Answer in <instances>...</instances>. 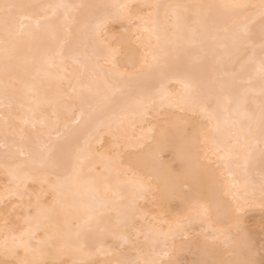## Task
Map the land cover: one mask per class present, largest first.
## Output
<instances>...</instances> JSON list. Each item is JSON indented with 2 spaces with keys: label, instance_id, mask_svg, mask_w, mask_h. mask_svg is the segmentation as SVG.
Returning a JSON list of instances; mask_svg holds the SVG:
<instances>
[{
  "label": "snow or ice",
  "instance_id": "6c2138e0",
  "mask_svg": "<svg viewBox=\"0 0 264 264\" xmlns=\"http://www.w3.org/2000/svg\"><path fill=\"white\" fill-rule=\"evenodd\" d=\"M193 18L199 53L211 59L219 74V93L202 90L207 97L203 113L211 127L201 125L197 131L193 125L191 133L178 128L187 138L177 149L181 167L167 169L163 180L154 162L162 144L174 140L168 120L160 140L152 127L143 133L142 155L126 172L116 162L103 170L93 165V132L107 123L109 134L119 140L123 132L119 125L113 127L114 118H144L165 102V81L183 74L191 93L186 102L195 103L206 69L200 68L198 81L191 67L180 63L181 29L193 31L188 24ZM114 21L126 23L125 33L135 37L115 41L126 49L123 71L112 58L116 49L101 40ZM65 57L79 70L68 73ZM102 62L111 67L105 69ZM52 69L64 74L54 75ZM0 75V170L8 178L0 197L6 211L0 252L9 257L0 264H180L172 258L178 235L201 253L193 264H257L245 217L256 203L264 214V170L258 184L246 172L242 184L232 185L237 192L230 201L217 191L205 199L194 188L209 179L211 155L232 152L227 145L207 148L209 132H218L221 120L232 129L239 125L231 135L240 147L250 146L258 136L264 159V0L141 5L0 0ZM101 81L110 95H101ZM155 83L160 87L154 92ZM23 88L32 99L22 116L14 107H25ZM226 92L235 105L232 110L219 105L218 95ZM47 108L54 119L46 116ZM241 109L244 120H234ZM62 112H71L75 127L71 138L59 143L60 137L53 141L51 132ZM38 113L39 129L35 122L31 132L18 129V122L35 121ZM86 114L87 128L77 130ZM128 172L134 179L121 182L120 176ZM37 184L39 189L29 192ZM149 195L153 207L145 210L140 201ZM181 204L184 214L177 211ZM12 216L22 223L13 225ZM194 222L207 227L195 238L185 236Z\"/></svg>",
  "mask_w": 264,
  "mask_h": 264
},
{
  "label": "bare ground",
  "instance_id": "6f19581e",
  "mask_svg": "<svg viewBox=\"0 0 264 264\" xmlns=\"http://www.w3.org/2000/svg\"><path fill=\"white\" fill-rule=\"evenodd\" d=\"M26 2L31 3H85V4H111V3H130V4H172V3H207V2H230V0H26ZM248 2H258V0H248ZM154 11V10H153ZM161 18L163 19V10H161ZM139 23V21L137 22ZM189 27L193 31H188L186 28L181 29L183 39L180 41L182 47V55L180 58V63L185 67H191L193 75L196 79L200 80V68L206 69L203 76V82L195 93L197 99L195 103L186 102L187 97L191 94L190 90L185 87V81L183 80V74H177L174 78L165 81V96L166 100L163 103L157 104V106L149 111L144 118H133L131 116L123 118H114L115 123L113 127L119 125L122 129L123 135L119 140L115 139L108 132V125L104 123L99 125V130L93 132L91 137H89V143L93 148L91 163L93 165H98L101 170L107 168L112 162H116L121 172H126L129 168L130 162L136 160V158L142 155L141 146L145 143L143 140V133L150 127L154 129L153 135L156 140H160V129L166 120L173 122V126L169 127V135L174 137V140L168 143L166 146L162 144V150L159 154V159L154 162L155 169L157 170L160 179L165 178V171L169 168L179 169L181 167V160L178 155L177 149L187 142V138L182 137L178 132V128L186 127L191 133L192 126L195 125L197 131H200V126H205V130L210 128L211 125L203 113V107L207 101V97L203 95V89H212L214 92L219 93V74L213 71L211 59L204 57L199 53L198 38L194 36V33L198 29V25L195 23V19L189 20ZM128 25L125 23L123 26L120 22L114 21L107 25L105 33L101 40L112 44V47L116 49L113 53V61L121 66V71L127 66L125 63L124 53L126 49H120L119 44L115 41L122 39H127L128 41H134L135 37L132 35L131 31L125 33V29ZM135 25H133V30ZM103 63V62H102ZM68 73L78 71V66L75 65L71 57H65V65ZM103 67L108 69L111 64L103 63ZM54 75H63L59 69L51 70ZM67 85L65 84V87ZM79 87V85H77ZM101 95H110V91L105 87L103 81L99 84ZM160 87L159 83H155L153 91L155 92ZM0 91H2V75H0ZM129 89L124 90V94H127ZM21 103L25 105L24 108L18 109L14 107V111H18L20 115H24L27 112L28 102L32 99L31 92L23 88L20 92ZM119 96H117V99ZM231 95L227 92L223 95H218L220 107L232 110L235 108L231 101ZM35 107V105H32ZM212 106L217 107L216 100L212 101ZM46 116L52 117V109L47 108ZM80 113L76 112V117H79ZM234 120L243 121V109L239 113H236L232 117ZM41 117L39 113L37 114L36 120H29L28 123L18 122V129H25L28 132L32 131V123L37 124V128H40ZM2 124V122H0ZM67 124V127L65 125ZM99 124V122H98ZM88 126L87 114L81 120L79 128L77 130L86 129ZM75 127V118L72 116L71 112H62L60 117V123L58 128L52 130L51 136L53 141L59 136V143H64L66 139H70L73 134V128ZM239 125L236 129H232L230 125H225L223 120L220 123V130L218 132H209V142L207 145L208 149L214 147L224 148L227 145L232 149V152L227 150L221 151L219 155H211V168L210 177L207 182L202 187H195L194 191L205 199L210 197L214 191H217L219 195L223 196L225 200H231L232 196L236 194L237 189L233 188V184H242L244 180V175L247 172L249 178L252 181L259 182L261 171L264 170V159L261 157L259 143V137H256L255 142L250 146L240 147L236 144V136L231 135L233 132L238 133ZM45 134H47V129H43ZM213 139L215 145L213 144ZM203 141V137H201ZM204 146L203 144L201 145ZM143 151H147L144 149ZM251 152V156L247 157V153ZM224 156L225 159L221 160L219 157ZM123 161L122 164L119 162ZM139 171V169H137ZM134 179L131 172L127 175H121V182H128ZM8 183V178L4 175L3 170H0V197L4 194V186ZM39 189V185H31L29 187V192H34ZM256 197L259 198V189L256 188ZM35 197H33V202ZM152 197L149 195L147 199H142L140 205L145 210H150L153 207ZM27 197L24 203L27 204ZM10 209L11 205H7ZM178 212L184 214L186 211L184 205H180L177 209ZM19 212V210H18ZM6 214L5 204L0 202V232L3 229V217ZM149 220L151 219V214L149 215ZM171 220L172 217H167ZM11 222L13 225H19L22 221L16 220L15 216L11 217ZM147 223V221H144ZM245 223L248 226V230L251 235V242L255 248V259L257 264H264V244L261 236L264 233L261 230V224L264 223V214L261 213L258 203L255 204L253 209L247 213L245 217ZM207 226H202L198 222H194L188 226V231L184 234L185 236L196 237L198 233L203 231ZM165 231H167V224L164 225ZM263 233L260 235L258 231ZM143 238L141 237V240ZM170 247H172L170 242ZM175 251L173 252L172 258L178 260L180 264H193L194 261L201 259V253L197 251L195 247L189 248L188 242L184 241V237L178 235L175 239L174 245ZM163 259H168V257H162ZM9 259L5 257L2 252H0V260ZM103 261L104 257L97 258Z\"/></svg>",
  "mask_w": 264,
  "mask_h": 264
},
{
  "label": "rangeland",
  "instance_id": "374dc122",
  "mask_svg": "<svg viewBox=\"0 0 264 264\" xmlns=\"http://www.w3.org/2000/svg\"><path fill=\"white\" fill-rule=\"evenodd\" d=\"M260 231H261V230H259L258 233H259ZM262 232L264 233V231H262ZM262 232H260L259 234H260V235H263ZM261 238H262V240L264 241V236H261ZM263 244H264V242H263Z\"/></svg>",
  "mask_w": 264,
  "mask_h": 264
}]
</instances>
